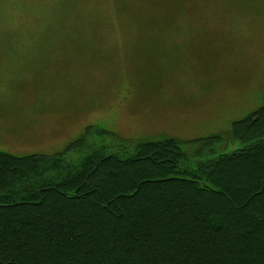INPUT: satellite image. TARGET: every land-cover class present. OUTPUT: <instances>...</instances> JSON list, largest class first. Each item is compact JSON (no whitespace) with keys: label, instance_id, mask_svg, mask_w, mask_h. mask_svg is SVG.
<instances>
[{"label":"rangeland","instance_id":"1","mask_svg":"<svg viewBox=\"0 0 264 264\" xmlns=\"http://www.w3.org/2000/svg\"><path fill=\"white\" fill-rule=\"evenodd\" d=\"M147 22L0 41V151L72 163L174 136L194 165L241 148L231 124L264 97V0H0V34Z\"/></svg>","mask_w":264,"mask_h":264},{"label":"trees","instance_id":"2","mask_svg":"<svg viewBox=\"0 0 264 264\" xmlns=\"http://www.w3.org/2000/svg\"><path fill=\"white\" fill-rule=\"evenodd\" d=\"M132 26L150 27L11 31L0 41ZM230 130L246 143L194 165L174 136L134 141L129 154L100 146L72 163L1 150L0 264H264V97Z\"/></svg>","mask_w":264,"mask_h":264}]
</instances>
